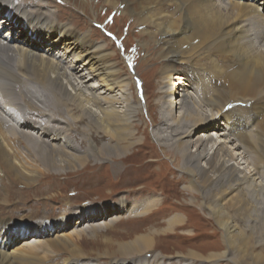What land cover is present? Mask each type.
I'll return each mask as SVG.
<instances>
[{"label": "bare ground", "instance_id": "6f19581e", "mask_svg": "<svg viewBox=\"0 0 264 264\" xmlns=\"http://www.w3.org/2000/svg\"><path fill=\"white\" fill-rule=\"evenodd\" d=\"M70 1L0 0V175L10 178L2 186L5 190L24 187L1 192V201L11 195L25 200L26 188L43 182L45 174L66 175L99 161H108L117 174L118 161L128 160L120 167L118 183L135 185L146 179L140 173L149 171L153 178L167 174L156 173L163 161L156 159L159 153L172 164L174 175L167 174V179L181 181L182 192L201 196L196 208L223 231V249L205 256L177 252V261H172L160 251L150 252L153 237L166 232L160 230L129 242L108 241L103 254L89 263L264 264V0L109 3L136 17L147 37L142 47L152 41L158 45L157 121L137 92L134 100L126 93L129 84L112 63L110 46L96 42V32L66 19L63 11ZM80 5L85 11L90 3L81 0ZM3 106L13 108L15 113L8 115L21 123L3 117ZM136 119L145 128L139 129ZM147 132L154 156L149 153L141 164L143 155L135 148ZM20 144L35 158L32 170L21 158ZM175 152L178 163L165 157ZM131 179L135 181L127 183ZM84 183L97 191L107 180L87 175ZM162 199L152 194L135 198L127 192L94 214L82 210L78 218L102 224L110 234L122 218L161 214ZM184 202L194 207L196 200ZM5 210L0 208V214ZM172 214L165 221L168 234L186 220L177 211ZM30 236L0 221V264H47L51 253L44 244L28 242L18 248ZM82 259L62 264H88Z\"/></svg>", "mask_w": 264, "mask_h": 264}, {"label": "rangeland", "instance_id": "374dc122", "mask_svg": "<svg viewBox=\"0 0 264 264\" xmlns=\"http://www.w3.org/2000/svg\"><path fill=\"white\" fill-rule=\"evenodd\" d=\"M88 1L90 6L86 7L84 11L80 5L81 0H71L68 5L69 9L64 8L66 10L63 11L64 16L66 19L70 18L75 26L84 27L85 31L96 32L97 35L93 36L96 42L110 46L108 52L114 56L112 63L121 72V76L126 83L129 84L126 93L134 100L137 92L140 102L144 105L145 101V104H148L151 108L150 117L157 121V107L153 105L160 87L158 74H155V70H158L161 64L160 61L155 59V51L158 45L152 41L150 42V47H142L147 37L142 36L143 31L136 23V17L131 18L126 16L127 14L125 13L122 14L120 10H122L123 6L115 9L109 5V3H115L117 0ZM130 1L132 0H128V2ZM38 2L45 3L43 1ZM55 2L60 4L63 3V0H55ZM47 10L52 11V8ZM69 12H72V17H69ZM153 93H156V95H152ZM1 111L3 112V117L7 118L9 122H13V124L21 123V120L8 115L15 113L13 108L3 106ZM144 116L146 123H148L147 114ZM47 117L45 116V118ZM135 124L139 129L145 128V125H140L139 119L135 120ZM147 130L150 131L151 128L149 127ZM33 132L38 133L39 130L36 129ZM140 136L141 134L139 133V138ZM151 143H153V140L147 132L145 138L142 136V142L135 148L136 153L139 151L143 155L141 160H139L140 157L138 158L141 164L147 160L149 153L152 154L154 152ZM14 146L18 147L17 144ZM20 148L18 151L22 155L21 158H25L27 167L32 170V167L37 165L33 164L35 158L28 152H24L21 144ZM152 155L154 156V153ZM158 155L159 153L156 154V159L163 161L158 165L160 168L157 169L156 173L166 171L165 173L172 177L174 175L172 173V164L167 158L173 159L174 163L177 160L178 163L180 158L177 156V152L166 153L165 157L167 160H164V157H158ZM125 163H128V160L118 161L117 174L112 173V165L108 161L89 164L83 169L68 172L66 175L45 174L42 178L43 182L30 185L28 189L26 188L27 198L25 200L11 195L6 198L7 201L5 203L1 201V192H14V190H18L17 188L24 187L16 184L13 185L14 189L11 187V189L5 190L6 188H3L4 184L8 183L10 178L7 175H0V208L3 209L4 206L6 209L4 213L0 214V221L7 222V226L14 228L17 234L24 231L29 232L30 237H32L31 241L22 242L18 248L23 247L28 242L33 245L44 244L43 246L48 247L47 249L51 253L48 258H51V262L49 261L50 263L48 262L47 264H62L66 259L77 261L82 258L88 264H96L89 263V261L92 259L94 262L97 254H103L101 252L107 246L108 241L129 242L138 235L154 231L159 233L160 230H165L166 232L153 237L155 244L150 252L156 253L160 251L164 255L172 257V261H177V258H174L177 252L181 255L188 251H193L205 256L211 251L219 249L221 251L223 249V231L214 219H211L207 214L196 208L201 202V196L194 194V192H182L183 185L181 184L183 183L167 179V174H159L153 178L149 171L140 173V177H145L146 179H142L138 184L121 185L118 183L121 180L120 167ZM179 173L177 172L175 175H181ZM87 175L92 179L105 178L107 184H99V187H101L97 191H95L96 189H90L84 183V178ZM184 175L186 177V174ZM134 181L135 179H131L127 183H133ZM37 185L40 186L35 187ZM127 192L135 198L141 194H143V197L151 194L159 196L160 199L163 197L159 209L160 212H158L161 214H148L143 217L134 216L130 220L122 218L116 223L114 232L110 234L105 233L102 224L95 226V222H80L78 216L82 210L89 211V215L94 214V211L100 210L108 202L118 201ZM191 197H195L196 200V203L193 204L194 207L184 202L190 200ZM176 211L186 216V220L181 227L174 228V232L172 231L168 234L166 230L168 226L165 221L169 217L174 216L175 214L172 213ZM229 215L233 218V214ZM239 223L241 225L240 221H238ZM211 244L216 248L218 246V248L213 250L206 246ZM42 254L40 252V255ZM80 254L84 257H75ZM70 255H74V257H70ZM191 262L192 264H200L197 260ZM220 264L226 263L222 262Z\"/></svg>", "mask_w": 264, "mask_h": 264}]
</instances>
